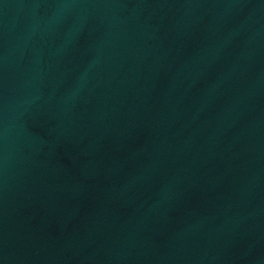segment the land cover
I'll return each mask as SVG.
<instances>
[{
  "label": "water",
  "instance_id": "obj_1",
  "mask_svg": "<svg viewBox=\"0 0 264 264\" xmlns=\"http://www.w3.org/2000/svg\"><path fill=\"white\" fill-rule=\"evenodd\" d=\"M0 264H264V0H0Z\"/></svg>",
  "mask_w": 264,
  "mask_h": 264
}]
</instances>
